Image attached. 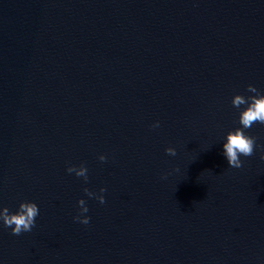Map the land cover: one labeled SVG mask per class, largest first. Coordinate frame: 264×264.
<instances>
[{
  "label": "water",
  "instance_id": "95a60500",
  "mask_svg": "<svg viewBox=\"0 0 264 264\" xmlns=\"http://www.w3.org/2000/svg\"><path fill=\"white\" fill-rule=\"evenodd\" d=\"M250 84L264 0H0V210H40L0 264H264V124L223 154Z\"/></svg>",
  "mask_w": 264,
  "mask_h": 264
},
{
  "label": "clouds",
  "instance_id": "9594fccd",
  "mask_svg": "<svg viewBox=\"0 0 264 264\" xmlns=\"http://www.w3.org/2000/svg\"><path fill=\"white\" fill-rule=\"evenodd\" d=\"M247 91L255 93V95L245 97L243 95H236L232 104L236 108H240L241 105H247V107L240 113L239 123L242 125L240 128H236L227 134L226 142L223 144V154L225 155L228 165L231 168H242L244 161L241 160L243 157H251L255 153L256 149V137L247 135L245 129H250L256 123L264 124V95L260 94L258 89L254 85H248ZM159 123L153 127H158ZM264 147V146H262ZM166 153L175 156L176 149L169 147L166 149ZM264 159V156L261 157ZM101 161L107 159L106 156L101 155L99 157ZM67 171L69 173H75L77 177H83L85 181L88 180V169L83 164L78 168L76 166L68 167ZM178 171V169H177ZM166 178V177H165ZM89 197L95 194L89 191L87 188L84 189ZM101 193L105 192V188L100 189ZM100 203H105V198L103 195L97 197ZM81 206V213H87L89 211L88 207L85 205V201L81 199L79 201ZM39 207L35 202H22L19 205L17 212L12 213L7 207L0 210V220L3 221V225L7 228L12 229L13 235H21L24 232H31L36 225V217L39 215ZM76 220L83 224H88L90 222V217L88 216H77Z\"/></svg>",
  "mask_w": 264,
  "mask_h": 264
}]
</instances>
